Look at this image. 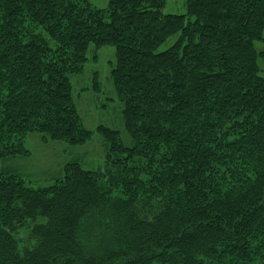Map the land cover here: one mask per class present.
Segmentation results:
<instances>
[{
	"label": "trees",
	"instance_id": "obj_1",
	"mask_svg": "<svg viewBox=\"0 0 264 264\" xmlns=\"http://www.w3.org/2000/svg\"><path fill=\"white\" fill-rule=\"evenodd\" d=\"M165 4L0 0V159L28 155L7 138L29 133L106 146L96 171L69 163L44 187L0 172V264H249L263 247L264 0ZM91 46L115 49L130 147L77 113L69 76Z\"/></svg>",
	"mask_w": 264,
	"mask_h": 264
},
{
	"label": "rangeland",
	"instance_id": "obj_2",
	"mask_svg": "<svg viewBox=\"0 0 264 264\" xmlns=\"http://www.w3.org/2000/svg\"><path fill=\"white\" fill-rule=\"evenodd\" d=\"M107 1L89 0L90 4L98 9L105 8ZM164 14L185 15V0H166ZM176 40L177 36L169 38L157 49V52L165 51ZM255 48L257 52L264 53V41L257 42ZM93 55H95V60L91 59ZM87 58L89 60L82 72L69 76L73 102L81 123L88 131L94 132L99 126L115 130L119 133L122 144L130 147L132 141L123 125L122 105L117 99L110 77V72L116 63L115 49L112 46H105L94 50L91 46ZM259 65L262 70L261 76L264 77L263 63L260 61ZM7 140H10L7 141L10 143L8 149L10 147L19 151L25 149L29 154L0 159V172L17 175L33 188L52 184L57 178L62 177L64 167L69 163L77 162L86 171H96L104 164L105 141L97 133L93 134L85 144L79 146H70L65 142L56 141L43 143L36 133L27 134L23 141L22 138L19 141L9 138ZM114 194L118 192L115 191ZM19 240L20 247L28 246L24 230L19 231ZM260 242L261 240L257 241V247ZM262 246L252 255V261L249 264H264V245ZM227 264L243 263L230 258Z\"/></svg>",
	"mask_w": 264,
	"mask_h": 264
}]
</instances>
